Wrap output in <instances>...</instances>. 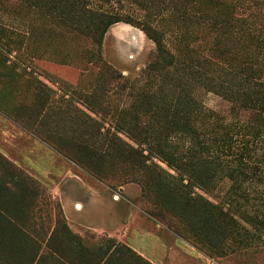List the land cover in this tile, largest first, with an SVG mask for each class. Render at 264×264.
I'll list each match as a JSON object with an SVG mask.
<instances>
[{
	"label": "rangeland",
	"instance_id": "obj_1",
	"mask_svg": "<svg viewBox=\"0 0 264 264\" xmlns=\"http://www.w3.org/2000/svg\"><path fill=\"white\" fill-rule=\"evenodd\" d=\"M201 3L213 17L229 16L232 26L226 30L198 21L183 24L171 9L159 18L147 16L128 0L97 2L94 7L149 22L165 34L168 48L180 59L191 49L194 57L209 58L216 70H234L246 61L249 75L264 84V0ZM88 48V43H72L49 32L44 18L21 1L0 0V163L5 157L14 164L31 178L39 194L33 205L21 206L17 191H4L2 210L9 216L16 213L24 231L41 232L44 226L49 236L59 219L66 221L67 211L76 222H71L73 233L90 244L111 238L153 264H264V126L257 111L202 86L192 90L199 103L196 126L210 155L225 168L224 178L216 177L210 193L191 190L193 196L217 205L216 216L227 239L212 244L149 200L141 184L112 185L79 164L81 154L74 148L106 152L107 134L137 147L127 135L117 133L114 119L116 109L131 98L100 79V67L89 61ZM102 51L108 64L136 84L156 46L141 28L118 23L108 31ZM152 162L178 177L161 159L154 157ZM238 170L247 176L240 178ZM81 203L88 205L83 213L76 211ZM7 252L8 263L20 264V252Z\"/></svg>",
	"mask_w": 264,
	"mask_h": 264
},
{
	"label": "trees",
	"instance_id": "obj_2",
	"mask_svg": "<svg viewBox=\"0 0 264 264\" xmlns=\"http://www.w3.org/2000/svg\"><path fill=\"white\" fill-rule=\"evenodd\" d=\"M19 1L39 13L48 31L57 37L66 38L72 43L90 44L87 57L100 67V79L117 85L122 97L127 92L131 98L128 104L124 103L123 107L116 109L114 119L117 133L127 135L137 147L118 135L107 134L106 152L87 147L74 148L75 153L81 154L79 164L100 181L112 185L128 181L141 184L143 194L149 200L175 215L198 237L212 244H224L227 235L216 216L217 205L204 196H193L192 192L198 188L210 193L216 177L225 176L223 164L210 155L204 134L196 126L194 116L199 111V103L193 97L192 90L194 86H202L237 106L254 109L264 126V84L249 75L246 61L239 63L234 70H216L212 69L213 62L209 58L203 55L194 57L191 49L186 50L187 55L184 54L187 58L180 59L168 48L165 34L149 22L94 7L97 2L114 0ZM128 1L145 11L147 16L155 18L171 9L183 20V24L198 21L210 29L222 27L226 30L232 26L229 16L213 17L209 8L202 5V0ZM118 23L141 28L156 46L154 58L136 84L103 58L105 37L110 28ZM233 25L235 27L236 24ZM241 55H238L239 58ZM245 128L248 126L243 125L242 129ZM154 157L175 169L178 177L153 164ZM2 160L0 195L4 191H10V194L17 191L19 205L29 202L33 205L39 194L31 178L5 157ZM113 163L114 167L111 166ZM235 172L240 178L247 176L244 171ZM235 172L231 175H235ZM2 208L0 264H14L8 263L6 256L10 253L7 248L22 254L18 261L20 264H153L129 246L111 238L90 244L89 240L73 233L65 219L56 222L51 236L49 229H43L44 226H41V232L34 230L29 233L20 228L13 210L9 211L15 214L9 216Z\"/></svg>",
	"mask_w": 264,
	"mask_h": 264
},
{
	"label": "crops",
	"instance_id": "obj_3",
	"mask_svg": "<svg viewBox=\"0 0 264 264\" xmlns=\"http://www.w3.org/2000/svg\"><path fill=\"white\" fill-rule=\"evenodd\" d=\"M130 33H132V32H130ZM119 37H120V36H119ZM120 38H121V37H120ZM98 197H99V196H98ZM98 197H97V198H98ZM101 198H102V197H101ZM79 205L82 206V209H79V208H78ZM79 205L76 206V208L78 209V210H76V211H78L79 213H83V212L86 210L87 206H88V205L85 206V204H83V203H81V204H79ZM68 211H69V210H68ZM68 213H69V212L65 211L66 221L68 220L69 224H68V223H67V224H68L69 228H70L71 230H73V229H72L73 226H72L71 222H72V223H76V222L73 221V219H71V218L68 217V216H69ZM83 226H84V225H83ZM90 229H91V228H90ZM93 230H95V229H93ZM145 258H146V257H145Z\"/></svg>",
	"mask_w": 264,
	"mask_h": 264
},
{
	"label": "water",
	"instance_id": "obj_4",
	"mask_svg": "<svg viewBox=\"0 0 264 264\" xmlns=\"http://www.w3.org/2000/svg\"><path fill=\"white\" fill-rule=\"evenodd\" d=\"M116 199H118V198H116Z\"/></svg>",
	"mask_w": 264,
	"mask_h": 264
}]
</instances>
